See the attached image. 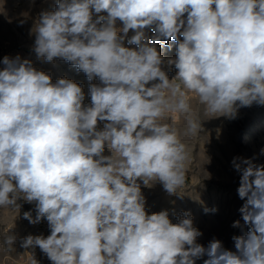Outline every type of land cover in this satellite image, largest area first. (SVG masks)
<instances>
[{"label": "clouds", "instance_id": "obj_1", "mask_svg": "<svg viewBox=\"0 0 264 264\" xmlns=\"http://www.w3.org/2000/svg\"><path fill=\"white\" fill-rule=\"evenodd\" d=\"M31 31L38 59L67 61L99 83L85 104L82 85L3 58L0 208L35 202L24 219L50 229L22 247L52 264H196L205 255L204 264H264V164L232 161L249 225L233 237L236 252L196 243L190 213L175 224L167 209L148 214L142 193L160 183L180 195L202 122L264 106V0H58ZM162 40L175 41L174 58L161 55ZM16 239L4 234L0 246L15 251ZM29 253L27 264H39Z\"/></svg>", "mask_w": 264, "mask_h": 264}, {"label": "rangeland", "instance_id": "obj_2", "mask_svg": "<svg viewBox=\"0 0 264 264\" xmlns=\"http://www.w3.org/2000/svg\"><path fill=\"white\" fill-rule=\"evenodd\" d=\"M50 8H52L50 0H2L0 3V70L4 68L2 61L5 56L9 58L19 56L22 60H31L37 70L49 74L53 83L60 77L64 78L69 74L68 79L78 83V80L83 78L80 75L83 74L82 72L75 71L77 70L75 68L74 72L67 73V63L63 60L56 59L53 62H47L38 59L33 51L35 35L31 30L40 13L52 10ZM176 72L177 70L175 75ZM87 94L88 99L90 97L89 92ZM90 102L88 100L86 104H90ZM202 123L204 131L200 136L189 141L192 161L186 174V182L183 188L179 190L180 195L168 194L160 183H156L151 188L142 186V193L146 198L145 207L148 214L167 209L169 219L173 224L178 223L180 218H185V214L190 213L193 220L197 221L196 223L193 222V226L200 232L202 231V235L197 237L196 243L206 248L209 242L215 239L223 240L221 243L223 248L225 247L224 249L236 252L233 237L246 235L249 230V225L245 224L239 211L246 201V198L242 200L237 192L240 186L241 173L235 169L227 151L217 150L213 145L215 140L212 133L216 126L221 124L220 118L206 120ZM201 148L202 150H200ZM220 152L223 155H220ZM257 164H264V160L260 159ZM211 170H222L225 176L223 178L217 177L213 175ZM17 203L21 205L19 213L12 209L0 208V239L7 233L17 234V239L13 244L15 251L8 252L0 246V264H27L29 252L34 253L39 264H52L39 247L26 250L22 247L23 238L28 235L47 237L50 235V229L46 220L31 224L27 219H24L23 213L28 211H31L32 216L35 217V202L28 203L20 199ZM212 217L218 220H213ZM215 221L216 223H213ZM236 221L240 222L238 227L233 226ZM198 223L200 224L198 225ZM217 227L218 229H216ZM206 259L208 257L205 255L197 260L203 263Z\"/></svg>", "mask_w": 264, "mask_h": 264}, {"label": "bare ground", "instance_id": "obj_3", "mask_svg": "<svg viewBox=\"0 0 264 264\" xmlns=\"http://www.w3.org/2000/svg\"><path fill=\"white\" fill-rule=\"evenodd\" d=\"M2 2V0H0ZM43 1V0H42ZM0 2V3H1ZM52 5V10H55L58 0H50ZM23 4V3H22ZM26 4V3H25ZM39 5V3H38ZM42 6V5H40ZM43 7V6H42ZM51 7V6H50ZM50 10V11H52ZM26 12V11H25ZM27 14V13H26ZM3 24V23H2ZM118 26H122V22L118 21ZM134 34L132 30L129 31L128 37ZM153 34L149 30V35ZM167 44H171L172 48L169 50ZM167 44L162 40L158 45V49L162 56L165 58L169 57H175L176 53V44L175 41L169 40ZM125 46L128 47H136L135 45H128L127 40H125ZM64 61V60H63ZM67 63V73L73 71L75 67L72 66L67 61H64ZM64 63V64H65ZM63 64V65H64ZM65 67V66H64ZM73 68V69H72ZM175 66H172L171 71H168L167 74L169 76V79L173 78L175 76ZM77 72H82L75 70ZM83 73V72H82ZM72 75V74H71ZM83 78L78 80V84L82 85L83 91L85 93V100L84 103L86 104L87 101H91L90 97L87 99V93L89 92V86L90 83H99V79L97 78L95 81H89L86 77V75L80 74ZM66 78L70 77L66 75ZM85 77V78H84ZM61 78V77H60ZM150 86V85H149ZM91 103V102H90ZM215 120V119H214ZM221 124L219 126H216L214 129L213 134L215 144L214 147L217 150H226L229 154V157L231 158V161H233L234 158H240L242 160H251L253 163L257 164V162L262 159L264 160V154L261 153V150L264 149V106L253 104L250 107H240L238 109L237 115L235 118H226V117H220ZM105 122H99V127H103ZM218 123V122H217ZM210 127V126H209ZM211 128V127H210ZM209 129V128H208ZM211 130V129H210ZM209 132V130H208ZM210 133V132H209ZM211 141V140H210ZM208 142V141H207ZM214 143V142H212ZM208 145V144H207ZM201 146V145H200ZM208 147V146H207ZM209 148V147H208ZM214 149V148H213ZM202 150V148L200 149ZM199 150V152H200ZM209 151V150H208ZM205 153V152H204ZM105 154H110L109 151L106 149ZM205 155V154H204ZM220 155L221 154L220 152ZM218 159V158H217ZM216 160V159H215ZM214 160V161H215ZM208 162V160H207ZM239 162V161H238ZM229 167V166H228ZM212 171V170H211ZM234 171V170H233ZM206 173V172H205ZM213 175H216L217 177L223 178L225 174L222 170L219 171H212ZM235 174V173H234ZM240 174V173H239ZM199 176V175H198ZM226 179V178H225ZM230 180V178H229ZM194 188V187H193ZM198 189V187H197ZM207 196V195H206ZM213 199V198H212ZM207 201V200H206ZM205 203V202H204ZM210 203V202H209ZM206 205V204H204ZM208 205V204H207ZM199 206V204H198ZM162 208V207H161ZM220 210V209H219ZM152 213V212H151ZM225 215V214H224ZM211 217V216H210ZM241 217V216H240ZM202 218V217H201ZM213 218V217H212ZM181 219V218H180ZM183 219V218H182ZM198 220V219H197ZM213 220H218L214 219ZM213 222V223H216ZM193 222H197L194 221ZM209 222V221H208ZM212 222V221H211ZM194 223V224H195ZM210 223V222H209ZM207 223V224H209ZM200 223H198L199 225ZM211 225V224H209ZM206 226V225H205ZM202 227V226H201ZM210 228V227H209ZM218 229V227L216 228ZM202 230V229H201ZM204 230V229H203ZM209 230V229H206ZM205 230V231H206ZM214 231V230H213ZM202 232V231H201ZM227 232V231H226ZM204 234V233H203ZM215 234V233H214ZM17 235V234H16ZM206 235V234H205ZM210 236V235H209ZM216 237V236H215ZM202 238V237H201ZM200 238V239H201ZM207 238V237H206ZM221 238V237H220ZM210 239V238H209ZM215 239V238H214ZM208 240V239H207ZM206 240V241H207ZM216 240V239H215ZM211 241V240H210ZM221 241V240H220ZM223 241V240H222ZM221 241V242H222ZM210 243V242H209ZM225 244V243H224ZM207 248V247H206ZM225 248V247H224ZM232 248V247H231ZM26 250V249H25ZM234 251V250H233ZM30 255V253H29ZM28 258V257H27ZM20 263V262H19ZM196 264H204V262H200L199 260H196Z\"/></svg>", "mask_w": 264, "mask_h": 264}]
</instances>
